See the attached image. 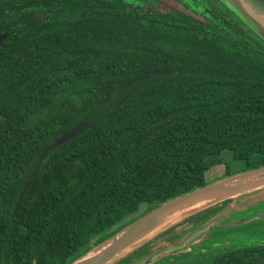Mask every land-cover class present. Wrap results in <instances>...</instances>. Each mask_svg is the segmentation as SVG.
Returning <instances> with one entry per match:
<instances>
[{
  "label": "trees",
  "instance_id": "trees-1",
  "mask_svg": "<svg viewBox=\"0 0 264 264\" xmlns=\"http://www.w3.org/2000/svg\"><path fill=\"white\" fill-rule=\"evenodd\" d=\"M2 34L0 264H68L225 151L264 165V42L219 0H0ZM262 263L264 245L164 264Z\"/></svg>",
  "mask_w": 264,
  "mask_h": 264
},
{
  "label": "water",
  "instance_id": "water-1",
  "mask_svg": "<svg viewBox=\"0 0 264 264\" xmlns=\"http://www.w3.org/2000/svg\"><path fill=\"white\" fill-rule=\"evenodd\" d=\"M219 1L264 42V0ZM5 39L6 35H0V45ZM158 73L145 72L140 79ZM129 86L126 83L110 93L98 106L110 103ZM87 128V122L80 121L39 153L16 200L12 218L46 156ZM261 220H264V165L220 176L161 203L139 205L107 233L91 240L88 248L68 264L172 263L220 251L233 242L229 234L236 227Z\"/></svg>",
  "mask_w": 264,
  "mask_h": 264
},
{
  "label": "rangeland",
  "instance_id": "rangeland-1",
  "mask_svg": "<svg viewBox=\"0 0 264 264\" xmlns=\"http://www.w3.org/2000/svg\"><path fill=\"white\" fill-rule=\"evenodd\" d=\"M207 163L209 164L210 168L209 171L205 174L207 184L218 179V177L223 174L225 166L228 168V171L231 174L243 171L244 167L242 163L233 161L231 154L226 151L221 153V155L217 158L208 159ZM229 235L233 238V242L229 244L230 246L224 247V249H221L220 251L210 252L209 254H216L221 251L223 252L227 250H240L242 248L264 245V220L254 221L243 226H238L235 228L234 232H231ZM225 242H223L222 245H226ZM191 259H193V257L185 258V262H188V260Z\"/></svg>",
  "mask_w": 264,
  "mask_h": 264
}]
</instances>
